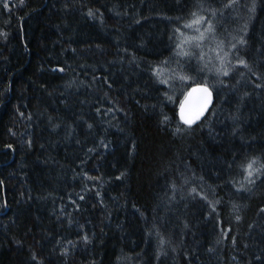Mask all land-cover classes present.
Returning a JSON list of instances; mask_svg holds the SVG:
<instances>
[{"label":"trees","instance_id":"16d2710c","mask_svg":"<svg viewBox=\"0 0 264 264\" xmlns=\"http://www.w3.org/2000/svg\"><path fill=\"white\" fill-rule=\"evenodd\" d=\"M0 264H264V0H0Z\"/></svg>","mask_w":264,"mask_h":264},{"label":"water","instance_id":"95a60500","mask_svg":"<svg viewBox=\"0 0 264 264\" xmlns=\"http://www.w3.org/2000/svg\"><path fill=\"white\" fill-rule=\"evenodd\" d=\"M202 89H207V92L200 91ZM213 98V93L206 84L197 83L191 85L179 102L177 108V117L179 121L182 124L189 125L185 123V119H192L197 113H200L199 118L194 119V122L191 124L194 125L198 123L212 106ZM201 109H203L202 113Z\"/></svg>","mask_w":264,"mask_h":264},{"label":"snow or ice","instance_id":"6c2138e0","mask_svg":"<svg viewBox=\"0 0 264 264\" xmlns=\"http://www.w3.org/2000/svg\"><path fill=\"white\" fill-rule=\"evenodd\" d=\"M194 23H196V24H199L200 23V20H196V21H194ZM189 27H191V25H189ZM200 91H203V92H207V89H202V90H200ZM210 95V94H209ZM206 106V105H205ZM202 110L203 109H201V113H202ZM199 114L200 113H197L196 115H195V117L194 118H192V119H185V123H187V124H191V123H193L194 122V119H198L199 118ZM249 168H251V165H249ZM249 175H251V173H249Z\"/></svg>","mask_w":264,"mask_h":264},{"label":"bare ground","instance_id":"6f19581e","mask_svg":"<svg viewBox=\"0 0 264 264\" xmlns=\"http://www.w3.org/2000/svg\"><path fill=\"white\" fill-rule=\"evenodd\" d=\"M208 87H209V86H208ZM209 88H210V87H209ZM211 91H212V90H211ZM212 93H213V92H212ZM183 96H184V95H183ZM213 97H214V94H213ZM181 99H182V98H181ZM181 99H180V100H181ZM213 100H214V98H213ZM179 102H180V101H179ZM212 104H213V103H212ZM178 105H179V104H178ZM210 108H211V107H210ZM208 111H209V110H208ZM207 113H208V112H207ZM207 113H206V114H207ZM206 114H205V115H206ZM205 115L202 117V119L205 117ZM202 119H201V120H202ZM201 120H200V121H201ZM200 121H199V122H200ZM196 124H197V123H196ZM184 125H185V124H184ZM194 125H195V124H194ZM187 126H193V125H192V124H189V125H187Z\"/></svg>","mask_w":264,"mask_h":264}]
</instances>
